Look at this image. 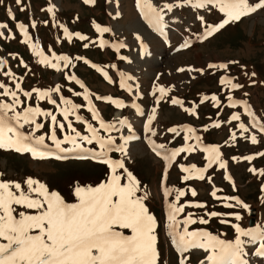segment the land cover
Returning <instances> with one entry per match:
<instances>
[{"label": "rangeland", "instance_id": "374dc122", "mask_svg": "<svg viewBox=\"0 0 264 264\" xmlns=\"http://www.w3.org/2000/svg\"><path fill=\"white\" fill-rule=\"evenodd\" d=\"M118 2L120 4L117 6L113 0H95L93 4H86L83 0H22V5H17L14 0H3L0 3V23L8 25L7 28H0V32L4 33L0 36V61L5 62L0 64V83L10 91L17 92L21 103L16 110L21 111L31 106L53 112L58 121L66 125L65 132L57 129V136L62 139L68 131V122L63 120L56 105L50 104L47 99H37L35 92L31 98L24 95V92H31L33 89L44 91L59 86L61 91L53 92L52 99L61 108L66 107L61 97L81 106L75 115H80L83 122L76 121L75 115H70L69 120L82 135H89L87 124H92L99 129L101 136L114 137L117 146L124 143L121 137H138L126 145L127 154L111 151L108 155L112 160L123 162L124 168L117 169V174L122 175V183H126L127 173L131 172L138 182L137 195L147 193L145 204L157 221L158 264H179L180 254L176 252L167 234L166 207V202L176 203L177 189L186 193L180 198L178 206L186 202L206 205V208L186 207L177 216V219L183 220L191 212L194 213L193 218L198 220L203 216L209 221L207 224L197 222L189 225L190 231L202 229L226 241H234L236 233L231 224L220 222L231 220L246 230L264 232V192L261 191L264 176L254 175L249 171V168L264 170V156L256 155L264 152V132L259 126L253 127L254 123L264 124V9L242 17L240 21L230 23L206 40H201L199 37L203 35L207 25H216L225 18L223 13L211 5L201 9H193L189 5L174 7L171 12L165 9L167 35L164 36L149 24L137 7V0ZM255 2L257 0H249V3ZM151 3L162 8L165 3L176 4L177 0H151ZM21 7L24 8L23 11L20 10ZM49 7H53L54 12H49ZM8 8H11L15 19L8 15ZM198 16L204 17L203 23L197 19ZM33 22L35 27H32ZM19 23L27 27L31 43L37 44L45 56L51 59L53 53L56 56L67 55L72 61L69 67L65 68L61 62V68L57 71L39 64L37 61L40 58L33 54L29 44L24 43L25 37L16 26ZM95 25L107 27L110 31L100 33ZM65 28L70 33H79L88 39L80 40L73 35L69 41L64 34ZM101 40L105 41L103 48L100 47ZM185 41L189 46L181 48ZM141 43L145 46L143 55ZM84 44L89 46L85 48ZM121 44L124 47H120ZM77 57L81 59H76ZM93 64L101 71L93 68ZM209 64H227L228 67L209 68ZM189 67L203 69V74L177 71L179 68ZM8 72L13 75H6ZM104 72H107L108 78H105ZM69 76H75L84 88L76 80H69ZM222 77L231 78L232 83L243 87L233 89L228 84H221ZM122 80L131 85V92L120 86ZM17 83L20 84V89L15 87ZM154 85L172 90L160 101L156 119L152 123L156 135L152 136L145 131L144 124L151 109L156 106V96L159 95H152ZM86 90L100 119L105 123L115 124L118 131H105L100 128L99 120L92 118V113L88 111V101L84 99ZM3 91L0 88V101L12 103V97L2 95ZM76 93L81 95L77 96ZM213 95L217 97L218 106L211 99ZM97 96L120 100L125 107L117 108L110 101L96 99ZM204 97L208 99H203ZM173 98L179 99L182 104L173 105ZM234 102L235 107L230 106ZM239 102L247 103L255 121L245 110L244 103ZM139 109L144 111L143 116L138 114ZM193 109L196 115L190 114ZM117 112H121L120 117L116 115ZM236 113L240 115V120L231 121V116ZM122 119L131 124V130L127 125L119 123ZM37 122L44 123L45 127L37 131L36 135L49 133L50 118L40 116L37 117ZM216 123L220 127H213ZM241 123L248 128V132H242L239 128ZM171 127H177L180 134L169 132ZM188 127L195 132L186 133L183 129ZM24 130L28 132L31 129L26 125ZM233 133L235 139H232ZM185 135L199 136L201 139L199 142L195 139L185 141ZM252 135L257 137L258 143H251ZM45 143L55 151L50 140L46 138ZM159 145H164L169 151L187 145L197 147L194 151L180 153L168 167L164 150H160L161 155L154 151V147ZM213 146L219 148L221 159L227 163V171L220 169L217 163L204 173V180L193 178L184 181L182 177L188 173L181 171V165L206 167L207 153L203 149ZM62 147L70 148L71 145L63 144ZM82 147L100 150L95 141L91 145L83 142ZM60 155L66 158L33 159L30 153L0 149V181L19 182L26 190L24 181L31 177L45 184L50 192L58 193L66 203H76L74 193L77 186L95 187L102 181H107L111 174L106 164L78 158L81 155L79 151ZM249 155L255 156V159H243ZM234 157L238 159H233ZM226 174L234 181L235 190L230 181L224 179ZM208 177H211L212 183L208 182ZM213 186L222 190L217 192L218 197H238L249 208L224 207L225 203L234 202L213 198L210 195ZM165 188L171 190L167 198L164 195ZM192 189L197 192L195 197L191 195ZM251 208H256L253 225H249ZM20 210L22 209L17 208V211ZM213 211L221 215H205L206 212ZM234 211L240 213L241 220L236 221L227 215ZM121 231L126 235L131 234L130 230ZM241 239L246 242L244 251L249 264H264V258L253 255L259 242L251 244L247 242V237ZM184 255L188 257L187 264H200L207 253L201 249H193Z\"/></svg>", "mask_w": 264, "mask_h": 264}, {"label": "snow or ice", "instance_id": "6c2138e0", "mask_svg": "<svg viewBox=\"0 0 264 264\" xmlns=\"http://www.w3.org/2000/svg\"><path fill=\"white\" fill-rule=\"evenodd\" d=\"M3 0H0L2 3ZM17 5H22V0H14ZM86 4H93L95 0H83ZM189 5L193 9L206 8L211 5L217 8L219 12L224 14V19L216 25H207L201 40H206L214 33L223 29L230 23H235L250 14L256 13L259 9H264V0H257L255 3H249V0H177L176 4L165 3L162 8H157L151 3V0H137V7L140 8L143 16L149 21L150 25L161 35L166 36L165 28L167 24L164 21V10L171 12L174 7H183ZM24 10L23 7L20 9ZM49 12H54L53 7H49ZM8 15L15 19L11 8L7 9ZM202 23L204 17L198 16ZM21 34L25 37L24 43L29 44L32 48L33 54L40 59L39 64L47 65L57 71L61 68V62L65 68L72 63L67 55L56 56L53 53L52 58L44 55L42 50H39L37 44L31 43V37L28 34L27 27L19 23L16 25ZM33 22L32 27H35ZM7 24L0 23V28H7ZM96 30L100 33L110 31L107 27H100L95 25ZM64 34L69 41L72 40L73 35L80 40H87L86 36L79 33H70L65 28ZM4 33L0 32V36ZM139 40L140 38L137 37ZM105 41H100V47L103 48ZM89 45L84 44L87 48ZM187 41L181 48L188 47ZM120 47H124L123 44ZM145 46L141 43L142 55ZM179 50V49H178ZM126 59L125 57H120ZM76 59H81L77 57ZM53 60L56 62L53 63ZM5 63L0 61V64ZM23 63V61H21ZM85 63H88L85 61ZM93 68H97L95 64ZM114 67V65H113ZM209 68H227V64H209ZM98 71L101 69L97 68ZM178 72H200L203 74V69H188L179 68ZM6 75H13L11 72ZM105 78H108L107 72H104ZM252 75H255L253 73ZM69 80H76L81 88L84 85L76 79L75 76L67 77ZM132 79V77H128ZM221 84H228L231 88H241L243 85L232 83L231 78L222 77ZM122 88L128 92L132 91L131 85L125 81H121ZM20 89V84L15 86ZM0 88L4 89L2 95L11 96L12 103H5L0 101V149L14 150L17 153H30L33 159H45L54 157L55 159H63L65 156L61 153L79 151L80 159H93L100 163L106 164L111 170V174L107 181H102L99 185L92 187H80L75 189L76 203H66L64 199L56 192H50L47 186L38 180L28 177L24 181L26 190L22 188L21 183L15 181H0V264H158V248H157V221L150 213L145 204L147 193L143 196H138L139 191L138 182L131 172L127 173L126 183H122V175L117 174V169H123L124 164L120 160H112L109 157V152L119 151L127 154L126 145L129 141L138 139L135 135L121 137L123 144L115 145L114 137H103L99 133V129L87 124V131L89 135H82L69 120L70 115H75V112L80 105L73 104L70 100L61 97L63 105L61 108L57 105V101L52 99V93H59L60 87L51 88L41 91L33 89L31 92H24L28 98L32 97L33 92L36 93V98L39 100L47 99L52 105H56L60 111L63 120L67 121V133L60 139L57 136V129L65 132V123L58 121L57 115L51 111H42L40 107H25L21 111H17V105L21 103L16 91H10L4 84L0 83ZM171 88L154 85L153 96H156L155 107L151 109L148 115L144 129L150 132L152 136L156 135L152 128V123L156 119L157 108L160 101L168 95ZM77 96L81 93H76ZM84 99L88 101V111L92 113V118L99 120L100 128L111 132L116 129L115 124L105 123L100 119L95 106L87 94H84ZM98 100H107L115 104L117 108L125 107L120 100H112L111 97L97 96ZM203 99H208L204 97ZM219 104L217 97H211ZM231 100V97H229ZM173 105H181L179 99L173 98L171 100ZM244 103L245 110L249 116H252L255 121L254 114L250 111L246 102ZM230 106L235 107V102ZM185 111H188L185 109ZM138 114L143 116L144 111L138 110ZM192 115H196L195 110L191 111ZM43 116L50 118L49 133L36 135V132L45 127L44 123H38L37 117ZM238 113L231 116V121L240 120ZM76 121H82L80 115H75ZM121 125H127L131 130V124H128L125 119L119 121ZM31 129L28 132L23 131L25 126ZM259 126L260 130L264 132V124H253V127ZM213 127H220L219 123ZM242 132H248V128L243 123L239 125ZM186 133L192 134L195 130L191 127L183 129ZM169 132L179 135L177 127H171ZM46 138L50 140L55 151L49 149L45 143ZM195 139L200 141L199 136L185 135L184 140ZM232 139H235L233 133ZM251 143H258L257 137L252 135L250 137ZM99 145V151L93 149H85L82 143L86 142L91 145L93 142ZM154 143V142H153ZM63 144L71 145L70 148L62 147ZM197 145H187L180 148L167 150L164 145L154 147L157 155H161L160 150H164V158L170 167L175 158L183 152L194 151ZM207 153V165L204 168H197L195 165L183 166L181 171L188 173L182 179L188 181L189 179L204 180L209 168L214 164L219 165L220 169L227 171V163L221 159V153L218 147H208L203 149ZM257 156H264V152L256 154ZM238 159V158H233ZM244 160L252 161L255 156L249 155L243 157ZM249 171L254 175L259 174L264 176V170H257L249 168ZM195 174V175H193ZM167 178V171L165 170V177ZM224 179L229 180L235 190V183L230 175H225ZM208 182L212 183L211 177H208ZM191 195L195 197L197 192L192 189ZM222 191L213 186L210 195L215 199H222L224 201H232L234 203H225L226 208L235 209L237 207L248 209L249 206L241 201L238 197H218L217 192ZM261 191L264 192V184L261 186ZM171 194L169 188L164 189V195L167 198ZM186 195L184 190H176V203L166 202L168 209V236L171 239V244L175 250L180 254L179 264H187L188 253L193 249L204 250L207 255L200 264H249L246 258L247 253L244 251L245 240L241 237H247L248 243L257 244L259 246L255 249L253 255L264 258V232L244 229L237 223H232L231 220H221V223L231 224L235 230L236 236L234 241H226L219 236L214 235L205 230H189V225L207 224L209 221L200 216L198 220L194 217V213H188L183 220L177 219L180 213H183L186 207L206 208L204 203L200 202H186L178 206L181 197ZM17 208L22 210L17 211ZM205 215L209 217H216L221 215L217 212H206ZM234 220L239 221L242 216L239 212H230L227 214ZM121 230H130V235L124 234Z\"/></svg>", "mask_w": 264, "mask_h": 264}, {"label": "water", "instance_id": "95a60500", "mask_svg": "<svg viewBox=\"0 0 264 264\" xmlns=\"http://www.w3.org/2000/svg\"><path fill=\"white\" fill-rule=\"evenodd\" d=\"M255 214H256V209L255 208H252L251 210H250V215H252V217H251V219H250V222H249V224L250 225H253V223L255 222Z\"/></svg>", "mask_w": 264, "mask_h": 264}, {"label": "bare ground", "instance_id": "6f19581e", "mask_svg": "<svg viewBox=\"0 0 264 264\" xmlns=\"http://www.w3.org/2000/svg\"><path fill=\"white\" fill-rule=\"evenodd\" d=\"M114 1V3H115V5L117 6L118 4H120L119 2H118V0H113ZM170 14H172V13H169V15ZM168 15V14H167ZM167 17V16H166ZM171 18V17H170ZM165 23H167V21L165 20ZM150 24V23H149ZM167 28V27H166ZM116 115L118 116V117H120L119 115H121V112H117L116 113ZM23 131H25L24 129H23ZM166 163V162H165ZM169 167V166H168Z\"/></svg>", "mask_w": 264, "mask_h": 264}]
</instances>
